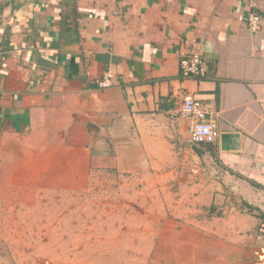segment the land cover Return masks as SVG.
Returning <instances> with one entry per match:
<instances>
[{"label":"crops","instance_id":"obj_1","mask_svg":"<svg viewBox=\"0 0 264 264\" xmlns=\"http://www.w3.org/2000/svg\"><path fill=\"white\" fill-rule=\"evenodd\" d=\"M193 52L205 75L182 77ZM0 55L5 184L85 187L108 159L153 188L137 198L157 221L153 264L259 260L264 0H0ZM186 97L215 120L214 142L190 143Z\"/></svg>","mask_w":264,"mask_h":264},{"label":"rangeland","instance_id":"obj_2","mask_svg":"<svg viewBox=\"0 0 264 264\" xmlns=\"http://www.w3.org/2000/svg\"><path fill=\"white\" fill-rule=\"evenodd\" d=\"M130 178L106 159L87 186L70 190L31 188L29 194L0 179V264L163 262V251L151 249L158 238L149 234L153 212L137 205L139 196L153 198V188L133 186ZM259 204L264 210V201ZM252 208L262 228L264 213ZM261 234L264 239V228Z\"/></svg>","mask_w":264,"mask_h":264},{"label":"built area","instance_id":"obj_3","mask_svg":"<svg viewBox=\"0 0 264 264\" xmlns=\"http://www.w3.org/2000/svg\"><path fill=\"white\" fill-rule=\"evenodd\" d=\"M261 23V18L251 13L247 18L248 28L255 31ZM1 60V55H0ZM179 69L182 77L204 76L207 63L199 53H189L179 60ZM110 75H104L97 84L102 87L111 85ZM181 112L192 119L189 127V141L192 144L212 143L218 136L217 124L213 118L208 117V112L200 103L191 97L182 101Z\"/></svg>","mask_w":264,"mask_h":264},{"label":"water","instance_id":"obj_4","mask_svg":"<svg viewBox=\"0 0 264 264\" xmlns=\"http://www.w3.org/2000/svg\"><path fill=\"white\" fill-rule=\"evenodd\" d=\"M256 254L259 260L255 264H264V246L257 248Z\"/></svg>","mask_w":264,"mask_h":264}]
</instances>
